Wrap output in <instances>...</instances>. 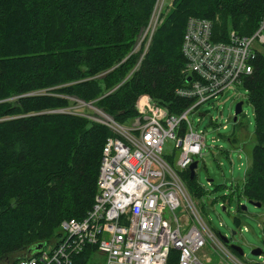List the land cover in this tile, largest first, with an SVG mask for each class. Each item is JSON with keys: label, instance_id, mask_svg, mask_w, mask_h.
Listing matches in <instances>:
<instances>
[{"label": "trees", "instance_id": "trees-1", "mask_svg": "<svg viewBox=\"0 0 264 264\" xmlns=\"http://www.w3.org/2000/svg\"><path fill=\"white\" fill-rule=\"evenodd\" d=\"M155 2L0 0V264L57 243L60 224L81 221L94 204L102 150L114 136L87 118L53 111L76 99L126 124L136 101L148 96L179 114L194 103L176 95L188 85L181 51L188 19L210 22L212 42L226 43L231 31L253 35L264 16V0H171L133 71L138 56L129 54ZM250 64L239 87L252 108L256 145L242 195L262 205L264 45ZM180 176L193 199L203 196L195 176ZM92 254L88 247L73 264H91ZM177 263L170 250L166 264Z\"/></svg>", "mask_w": 264, "mask_h": 264}, {"label": "built area", "instance_id": "built-area-1", "mask_svg": "<svg viewBox=\"0 0 264 264\" xmlns=\"http://www.w3.org/2000/svg\"><path fill=\"white\" fill-rule=\"evenodd\" d=\"M163 1L156 0L142 40L140 35L134 46L140 56L133 71L160 24ZM263 45L264 16L253 35L240 37L231 31L226 43L212 42L210 22L188 19L181 51L182 73L190 81L176 95L194 103L169 114L142 96L136 101L135 117L126 124L95 109L93 122L107 127L114 137L102 150L91 210L81 221L62 222L57 243L16 264H73V257L88 247L93 248L91 264H166L170 250L178 252L177 264H209V257L197 256L208 243L219 255V264H243L210 231L180 174L202 157L205 147L203 133L193 129L187 117L231 86H241ZM67 109L52 113L69 114ZM167 141L174 144L170 155L164 152Z\"/></svg>", "mask_w": 264, "mask_h": 264}, {"label": "rangeland", "instance_id": "rangeland-1", "mask_svg": "<svg viewBox=\"0 0 264 264\" xmlns=\"http://www.w3.org/2000/svg\"><path fill=\"white\" fill-rule=\"evenodd\" d=\"M170 1H163L162 12L166 11ZM129 55L140 56L134 47ZM239 102L242 110L237 122H233L234 107ZM95 109L92 104L76 103L66 111L92 120L97 117ZM187 118L193 129L204 136L205 147L202 157L196 159L195 169L196 182L204 189L203 196L197 200L202 218L215 237L228 240L223 243L225 247L234 245L242 249L240 262L264 264V204L253 207L242 195L245 173L251 165V151L256 145L253 112L246 101V91L231 86ZM173 145L172 141L165 143L167 155L172 154ZM222 207H226L225 213ZM254 249H260L262 255L252 256L250 253ZM197 256L200 260H205L203 256L209 257V264H219L221 260L209 243Z\"/></svg>", "mask_w": 264, "mask_h": 264}, {"label": "water", "instance_id": "water-1", "mask_svg": "<svg viewBox=\"0 0 264 264\" xmlns=\"http://www.w3.org/2000/svg\"><path fill=\"white\" fill-rule=\"evenodd\" d=\"M189 81H190V79L187 78V79H186V82H189ZM241 110H242V103L239 102V103H237V104L235 105V107H234L233 122H236V121H237L238 115L241 113ZM196 168H197V162H193V163L189 166L188 171H189V178H190V179L194 178V176H195V169H196ZM209 182H211V181H209ZM248 203H249L250 205H252L253 207H256V208H259V207L261 206V205L258 204V203H253V202H249V201H248ZM241 208H242V210H245V209H246L245 207H241ZM222 211L225 213V212H226V207H222ZM232 235H235V233L233 232ZM219 238H220V240H221L223 243H227V242H228V240H227L225 237L220 236ZM44 246H45V245H39V246L36 247V249H37V250H38V249H41V248H43ZM229 249H230L231 251L237 253L238 256H243V251H242V249H241L240 247H237V246L231 245V246H229ZM250 254H251L252 256H254V257H260V256L262 255V252H261L260 249H254V250L251 251Z\"/></svg>", "mask_w": 264, "mask_h": 264}]
</instances>
